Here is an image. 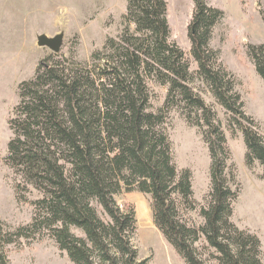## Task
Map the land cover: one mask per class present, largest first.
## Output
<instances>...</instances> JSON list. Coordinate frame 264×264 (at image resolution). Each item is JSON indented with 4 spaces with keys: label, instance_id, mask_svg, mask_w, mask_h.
I'll use <instances>...</instances> for the list:
<instances>
[{
    "label": "trees",
    "instance_id": "trees-1",
    "mask_svg": "<svg viewBox=\"0 0 264 264\" xmlns=\"http://www.w3.org/2000/svg\"><path fill=\"white\" fill-rule=\"evenodd\" d=\"M193 1L187 27L197 75L228 113V128L241 132L245 164L251 168L257 161L264 182V137L209 44L224 13ZM122 19L121 33L106 38L88 61H77L73 51L68 57L47 55L18 86L4 162L41 196L31 202L30 222L15 228L0 222V264H10L8 245L44 236L71 264H146L149 258L140 259L132 244L134 211L122 210L115 199L121 190L149 195L155 228L185 264H262L259 238L231 220L239 189L226 174V137L215 111L188 84L189 62L169 39L166 2L126 0ZM247 53L264 82V42L249 44ZM148 81L167 87L156 112L150 110ZM172 107L197 127L210 158V189L198 226L180 214L181 208L194 210L196 202L190 170H177L173 162L164 125V111ZM15 192L25 202L18 185ZM201 237L211 250L207 257L195 245Z\"/></svg>",
    "mask_w": 264,
    "mask_h": 264
},
{
    "label": "rangeland",
    "instance_id": "rangeland-1",
    "mask_svg": "<svg viewBox=\"0 0 264 264\" xmlns=\"http://www.w3.org/2000/svg\"><path fill=\"white\" fill-rule=\"evenodd\" d=\"M166 19L169 25V39L184 52L192 79L189 86L197 92L215 111L216 120L223 130L230 157L227 161V177L230 186L239 189L233 202L231 220L240 229L255 234L261 243V261L264 264V182L261 179L262 167L255 161L251 168L245 164V144L241 132L227 126L228 113L215 101L206 83L197 75V65L190 52L188 23L194 8L193 0H164ZM208 5L223 11V18L213 27L210 47L219 51V61L235 80V90L243 101L244 113L251 117L260 134L264 137V82L255 72L249 59V44L264 42V0H204ZM8 3H11L9 0ZM53 6L49 28L39 23L34 34V23L39 17L36 13L27 14L34 25H16V18L9 24L0 22V222L12 228L24 225L31 220V202L41 196L32 185L25 183L21 176L15 175L4 162L11 131L8 121L18 102V86L23 80L30 79L40 59L47 55L74 58L80 62L90 59V54L100 49L106 38L118 36L125 26L122 16L126 10V0H47ZM38 5V4H36ZM35 5V6H36ZM30 6L20 7L23 15ZM0 4V20L3 18ZM33 20V22H32ZM134 25L130 23V29ZM46 33L47 37L61 35V45L57 52L46 46H39L37 38ZM151 93L150 110L162 108L167 87L148 81ZM165 113V128L172 146L173 162L177 170L191 172L194 210L181 208L183 220L190 225L203 223L199 208L205 206L206 195L210 189V158L206 144L199 130L190 126L177 107ZM232 175V176H231ZM25 202L17 200L15 186ZM115 199L124 211L133 210L135 231L132 244L140 259L149 258L146 264H185L181 256L155 228L152 220L149 195L138 191L121 190ZM196 247L207 257L203 237ZM10 264H71L65 252L61 251L53 239L44 236L33 240H21L6 247ZM210 264H215L210 260Z\"/></svg>",
    "mask_w": 264,
    "mask_h": 264
},
{
    "label": "crops",
    "instance_id": "crops-1",
    "mask_svg": "<svg viewBox=\"0 0 264 264\" xmlns=\"http://www.w3.org/2000/svg\"><path fill=\"white\" fill-rule=\"evenodd\" d=\"M8 1L9 0H0V4L2 6L1 12L4 13L2 15L3 18H1L0 20L2 24L5 23L9 24V19L15 17L17 21L16 25L22 24L24 25V27H26V25H30V27H34L35 25L33 34L36 31H38L39 23L41 24V22L42 25L45 23L44 29L46 32L48 31L49 28L47 27L46 24L50 20L48 18V14L49 15L51 14V10L53 9V6L50 3L47 4V0H10L11 3H8ZM23 4L30 6V8L28 7V11L22 15L20 11V7ZM33 13H36L37 17L40 18L37 24L34 23V25L29 21V17H26L27 14L32 16ZM43 35L46 36V33Z\"/></svg>",
    "mask_w": 264,
    "mask_h": 264
},
{
    "label": "water",
    "instance_id": "water-1",
    "mask_svg": "<svg viewBox=\"0 0 264 264\" xmlns=\"http://www.w3.org/2000/svg\"><path fill=\"white\" fill-rule=\"evenodd\" d=\"M61 35H55L53 37H46L45 35H39L37 38V44L39 46H46L54 52H57L61 45Z\"/></svg>",
    "mask_w": 264,
    "mask_h": 264
}]
</instances>
